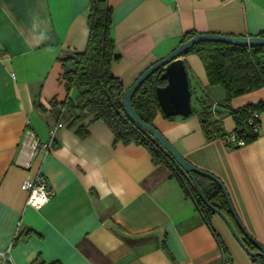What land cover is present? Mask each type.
<instances>
[{"label": "crops", "instance_id": "crops-1", "mask_svg": "<svg viewBox=\"0 0 264 264\" xmlns=\"http://www.w3.org/2000/svg\"><path fill=\"white\" fill-rule=\"evenodd\" d=\"M89 1L0 0V248L10 245L6 264H220L222 251L233 264L262 261L240 245L217 212L207 221L143 145L115 141L102 120L91 122L84 137L61 123L44 153L59 112L50 100L66 96L59 56L85 47ZM106 2L119 54L110 69L124 87L186 33L264 35V0ZM40 33L47 38L37 40ZM179 57L193 112L165 117L159 106L152 123L188 161L220 178L245 229L264 247V108L256 137L243 145L208 137L199 113L209 103L226 132L235 121L199 55ZM263 97L264 83L233 96L230 105ZM38 170L52 196L35 208L26 203L21 183ZM195 178L209 188L211 179Z\"/></svg>", "mask_w": 264, "mask_h": 264}, {"label": "trees", "instance_id": "trees-1", "mask_svg": "<svg viewBox=\"0 0 264 264\" xmlns=\"http://www.w3.org/2000/svg\"><path fill=\"white\" fill-rule=\"evenodd\" d=\"M110 16L111 7L106 0H90L88 7L89 31L85 47L82 50L65 52L59 56L66 96L60 101L50 100L51 105L59 108L55 124L62 123L66 127H73L78 136L84 137L88 133V125L91 122L102 120L113 132L115 141L143 145L150 153L154 163L164 164L168 168L170 176L178 179L186 194L193 198L208 221V215L212 213L213 209L203 201L189 175L146 130L131 119L123 106L122 94L125 87L111 73L110 69L112 63L119 57L110 34ZM193 34L186 33L181 42ZM263 50L264 46L261 45L248 46L201 41L183 52L184 54L195 52L199 55L209 84L221 87L224 94V107L233 117L235 128L239 127L236 129L238 136L244 138L246 142L254 139L257 135V133L251 132L248 126L243 125L245 107L251 104L233 108L230 105V99L263 85ZM159 75L160 70L149 75L131 98L132 106L136 112L151 125H153V117L160 109L155 93V87L163 83ZM74 89L76 94L72 95ZM35 104L39 108H43L40 103L36 102ZM210 104L206 105L204 110L199 113L201 124L208 137L218 135L221 137L226 131L222 127L221 120L211 114L214 110L210 109ZM164 116L167 117L165 114ZM199 186L206 200L220 209L234 223L220 187L212 180L209 181V188L200 184ZM234 226L236 227L235 223ZM242 239L247 250H256L249 241L245 238ZM252 258L258 260L256 257ZM260 260H262L261 257Z\"/></svg>", "mask_w": 264, "mask_h": 264}, {"label": "water", "instance_id": "water-1", "mask_svg": "<svg viewBox=\"0 0 264 264\" xmlns=\"http://www.w3.org/2000/svg\"><path fill=\"white\" fill-rule=\"evenodd\" d=\"M201 41H215L234 45L264 46V35H232L213 32L194 33L191 37L179 43L168 54L148 65L129 86L125 87V90L122 94L123 106L131 119L137 125L146 130V132L149 133L157 141V143L174 159L178 166H180L189 175L203 201L223 218L236 240L240 243V245L246 248L247 246L244 240L237 232L229 218L220 209L206 200L199 184L197 183L195 174H200L211 179L220 187L228 209L243 237L246 238L257 249L248 250L249 254L256 258L260 256L262 261H257L256 264H264L263 245L252 235H250L245 229L233 208L227 189L220 178L188 161L154 125L144 121L132 106V95L140 86V84L154 71L160 70L159 76L164 81V83L155 87V93L161 110L166 115H188L191 112L190 90L188 87L186 69L179 55L193 44Z\"/></svg>", "mask_w": 264, "mask_h": 264}, {"label": "built area", "instance_id": "built-area-1", "mask_svg": "<svg viewBox=\"0 0 264 264\" xmlns=\"http://www.w3.org/2000/svg\"><path fill=\"white\" fill-rule=\"evenodd\" d=\"M263 108L264 97L260 101L252 103L251 105L245 107L243 125L248 126L253 133H257L258 131L260 112ZM61 125V123H58L55 127L49 130L48 138L42 144L45 154L51 148L56 128L60 127ZM236 129H239V127L233 129L232 131L226 132L223 136H221L223 142L226 145L237 147L243 145L246 142L244 138L238 136ZM21 187L27 190L26 203L35 208L41 207L52 196V189L50 187L48 179L45 175L42 174L40 170L37 171L33 180H24L21 183ZM8 260H10V245L5 248H0V264H6ZM220 264H233L231 258L224 255L223 251Z\"/></svg>", "mask_w": 264, "mask_h": 264}, {"label": "clouds", "instance_id": "clouds-1", "mask_svg": "<svg viewBox=\"0 0 264 264\" xmlns=\"http://www.w3.org/2000/svg\"><path fill=\"white\" fill-rule=\"evenodd\" d=\"M37 28H38V25L34 23V24H33V31L35 32V31L37 30ZM36 38H37V40H39V41H43V40L46 39L47 37H46L43 33H40ZM105 195H107V193H106Z\"/></svg>", "mask_w": 264, "mask_h": 264}, {"label": "rangeland", "instance_id": "rangeland-1", "mask_svg": "<svg viewBox=\"0 0 264 264\" xmlns=\"http://www.w3.org/2000/svg\"><path fill=\"white\" fill-rule=\"evenodd\" d=\"M215 89H219V90H220L219 86H216ZM220 102H221V101H220ZM222 103H223V100H222Z\"/></svg>", "mask_w": 264, "mask_h": 264}]
</instances>
